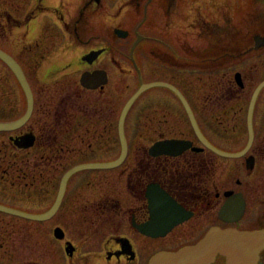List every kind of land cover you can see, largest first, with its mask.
<instances>
[{"label": "flooded vegetation", "instance_id": "flooded-vegetation-1", "mask_svg": "<svg viewBox=\"0 0 264 264\" xmlns=\"http://www.w3.org/2000/svg\"><path fill=\"white\" fill-rule=\"evenodd\" d=\"M99 2L100 0H0L1 8L6 3L0 10V41L5 40L8 44L7 30L23 29L27 41L32 40L27 42L30 47L26 50H33L29 55L32 56L36 50V64L33 65L38 70L34 82L41 86L49 85V88L36 92L25 72L33 97L31 114L21 126L0 130V144L8 141L12 153L22 152L26 156L28 168L41 162L52 172L56 167L61 168L66 157L70 162L65 165V171L77 165H108L116 162L122 149L118 134L121 113L117 119H112L111 103L115 99L121 101L124 97L127 87L125 81L132 71L138 84L140 80L146 83L143 73H148L147 64H139L141 57L147 54L164 55L160 50H147V53L135 50L138 43L135 46L134 44L138 37L139 40L147 38L138 33L139 25L134 28V39L127 52L109 47L104 42L88 50H79L81 45L76 42L82 41L81 34L88 31L87 20L84 19L85 10L97 6ZM131 2L128 1L127 4ZM124 3L119 6L120 13L127 7ZM160 3L162 11L171 16L177 0H160ZM71 6L72 9L78 6V14L66 15ZM145 7L147 8V4ZM39 16H42L41 24L37 22ZM257 28L255 34L261 35ZM38 29L40 34L36 33ZM50 29L54 40L61 37L65 41L63 46L54 47L55 42L52 40H49L48 45L51 35L48 38L46 35ZM118 29L121 30L114 28L113 34L119 40L128 38L129 32L123 29L127 34L119 37L115 33ZM43 35V45H40L39 38ZM86 43L85 40L83 44ZM3 45L5 44L0 43V50L5 53L9 54L6 50H13L11 44ZM237 50H243L242 54H249L246 68L243 70L240 67L242 64L238 63L239 56L233 55V63L230 65L233 78L224 83L225 90L222 89L218 96L219 101L231 103V125L223 126V121L218 119L215 130L234 136L231 139L233 148L228 151L221 150L235 154L244 149L246 151L240 156L229 158L231 173L226 176L227 181L220 175L210 174V166L202 161L193 165L197 169L193 173L184 176L172 175L169 161L187 154H204V148L199 152L189 148L178 156H152L148 154V147L138 150L139 152L136 149V156L134 153V158L129 160L131 147L125 133L126 114L123 124L127 147L125 158L112 168L81 170L71 175L54 212V216L91 214L96 216L93 218L97 221L47 225L51 219L37 221L26 218L25 215H41L47 212L44 202L46 183H57L56 194L49 208L56 204L63 174L58 177L54 174L26 175L16 167L17 159L13 158L14 155L0 147V264H4V257L7 253H12L11 250L17 249L23 254L29 249L30 235H33L30 232L33 231L31 227L38 229V244L44 242L48 227L50 243L53 245V264H149L158 252L175 251L197 243L212 227L253 232L255 237L252 241L257 246L254 264H264V86L253 99L254 91L264 81V47L254 49L246 46ZM253 50L255 53L251 52ZM92 52L98 54L90 56ZM47 53L50 56H45ZM166 55L164 64L171 70L172 75L177 58L173 54L169 56L168 52ZM186 55L189 57V51ZM200 60L202 63L203 60ZM0 63L10 72L9 81L12 82L14 74L1 60ZM127 63H130L131 69H126ZM193 63L196 66H189L187 71H192L197 77L202 76L203 67L194 60ZM84 73H96L91 81L95 78V81L104 80L105 83L96 88L83 87L81 77ZM71 81L75 87L74 92L69 89L72 87ZM120 83L122 86L116 87ZM51 85L59 87L51 89ZM81 91L87 92L86 96L80 95ZM23 97L24 112L15 120L25 115L27 100L24 94ZM154 100L161 101L159 105L165 104L168 107L169 100L157 97L151 102ZM13 102V95L0 97V123L15 121ZM148 104L149 102H145L139 108L140 111L135 117L137 121ZM219 108H222L221 104ZM191 109L198 129L205 137L195 111ZM239 112L243 113L241 120L233 115ZM187 124L193 135L189 121ZM97 138L103 142L94 144V139ZM188 140L192 142L191 147L201 148L198 141ZM103 143L107 148L101 151L98 146H103ZM115 150H118L117 156L109 159ZM73 156L77 158H72ZM102 156L104 159H98ZM95 177L98 182L105 183L106 188L97 198L102 202L101 205L88 206V198L94 196V190L97 189ZM153 184L158 185L177 205L191 213L189 219L173 226L164 236L142 231L151 220L146 190ZM38 199H42V206L35 205V200ZM226 203L231 210L230 215H223L221 212ZM241 209V216L236 218ZM223 217L231 218L232 221L227 222ZM190 221L194 222L192 227L184 232L183 226ZM54 229H57V236H54ZM14 230L18 233L14 234ZM216 258H222L225 263L223 257Z\"/></svg>", "mask_w": 264, "mask_h": 264}, {"label": "rangeland", "instance_id": "rangeland-1", "mask_svg": "<svg viewBox=\"0 0 264 264\" xmlns=\"http://www.w3.org/2000/svg\"><path fill=\"white\" fill-rule=\"evenodd\" d=\"M128 1L132 2L127 4ZM134 1L136 0H100L97 3L98 5L96 4L97 6L94 5L93 8H87L84 13V19L87 20L88 31L81 34L82 41L76 42L81 45L79 50H88L104 42L109 47L119 48L127 52L134 39V28L139 25L138 33L147 38L144 40L141 39L138 42L136 41L138 46L135 50H141L144 53H147V50H160L164 54L163 57L161 55L147 54L140 58L141 63L139 64H147L148 73H143L145 82H148L147 84L163 81L164 83L169 82L168 84L174 86L183 97L185 96L187 98L184 97L186 102H189V105L195 111V115L201 129L206 134L207 140L219 149L231 150L233 148L232 140L234 136L215 130L216 126H218V119L223 121V126L231 125V103L219 101L218 96L222 89L225 90L224 83H227L230 78H233V69L230 68L231 63H233L231 57L237 54L239 56L238 63L242 64L240 67H243V70L246 68V60L249 54H242L243 50H237V48L252 46L254 49H257L264 47V42H262L264 36H261L264 35V0H177V4L174 5L175 11L171 16L162 11L160 0L159 2L158 0H138L136 2L139 3L138 6ZM122 2H125L124 6L127 7L124 8L123 6L124 9L120 13L121 7L119 6ZM5 4L3 3V7H0V10L4 8ZM146 4L147 8L145 7ZM72 8L71 6L69 13H66V15L73 16L78 14V6H75L74 9ZM41 19L42 16H39L37 22H42ZM257 26L260 28H257ZM114 28H121V30L128 31V38L119 40L113 34ZM256 28L257 30L260 29L259 33L261 35L255 34L254 31ZM7 32L9 35V39L6 38L8 44L5 40L0 41V43H4L5 45L3 46H9L10 44L13 46V50L6 51L18 61L24 73H27L32 88L36 92L42 88H49V85L41 86L34 82V76L38 70L33 65L34 63L36 64V56L34 54L36 50H34L32 56L29 54L33 50H26L30 47V43L27 44V42H32V40L27 41L23 29L20 31L15 29L7 30ZM36 33L40 34V29ZM49 35H51V38L48 39V45L49 40L55 42L53 44L54 47L65 44V41L61 37H57L54 40L51 29L49 30V34L46 35L47 38ZM44 36L39 38L40 45H43L41 44V40L45 38ZM85 40L87 43L83 44ZM188 51L189 57L186 55ZM166 52H168L169 56L173 54L177 58L172 69V75L170 74L171 70H168L167 65L164 64V59L167 56ZM251 52L255 53L254 50ZM45 56L50 55L47 53ZM200 59L203 60L202 63ZM193 60L203 67L204 73L202 76L197 77L192 71H187L189 66H196ZM162 61L164 62L162 63ZM139 67L142 69L141 66ZM240 67L238 69H241ZM127 68H132L130 63L126 64ZM135 69L137 71L138 67L136 66ZM9 75L10 72L8 69L0 63V97L4 98L7 95H13L15 120L24 112L25 102L23 92L17 80L15 77L13 79L10 77L12 82L9 81ZM72 83L73 81H71L70 85L72 87H69V89L71 92H74L75 90L73 88L75 87ZM125 84L127 87L122 100L115 99V102L111 103V110L113 112L110 114H113L112 119L114 117L117 119L128 99L139 87L134 71L126 79ZM121 86L122 84L120 83L116 87ZM54 87L59 86H50L51 89ZM146 90L142 92L141 97L131 106L126 116L125 133L129 147H131L129 160L134 158V153L136 156V149L138 151L152 147L149 146L150 143L153 145L152 142L156 140L158 142L164 140L193 139L194 142H197L194 135L188 129V121L183 109L184 105L179 96L169 88L168 90L165 89L164 86H154ZM81 92L80 95L85 94L86 96L87 92ZM157 97L169 100L168 107L165 104L159 105L161 101L157 102L154 100L151 102L152 99H156ZM145 102H149L148 107L139 115L140 119L137 121L135 119L136 114L140 111L139 108L144 106ZM220 104L222 108H219ZM220 111H227V113L225 114V112ZM233 115H236V118L239 120L243 117L242 112ZM101 142L103 141L98 138L94 139V144H100ZM7 143L8 141L0 144V147L2 150H7L12 153ZM104 144L103 146H98L101 151L107 148V146L104 147ZM133 149L134 152L132 153ZM12 154L14 155L13 158L17 159L16 167L23 170L26 175L54 174L58 177L59 174L62 175L66 172L65 169L67 167L65 165L70 162V160L67 161V157L64 158L61 168L56 167L51 172L41 162H37V166L33 165L28 168L26 156L22 155V152ZM117 154L118 150H115L109 159L115 158ZM103 157L98 159H104ZM72 158H77V156H73ZM201 161L207 163L208 167L210 166V174L220 175L224 181H227L226 176L231 173L229 159L217 156L208 150L198 156H189V154L181 156L177 160L169 161L168 165L173 170L172 175L184 176L197 170L193 165ZM183 162L186 164L183 165ZM95 181H97L95 183L97 189L94 190L96 191L94 192L95 195L88 198L86 202L89 204L88 206H97L102 203L97 198L100 196V192L105 190L106 184H103L102 181L98 182L96 177ZM56 185L57 183H46L44 202L46 209L48 208L47 211L54 206L49 208L56 194ZM35 205L42 206V199L35 200ZM93 217L96 216L91 214H60L51 217L47 225L97 221ZM193 223V221L186 223L183 226V231H187L192 227ZM31 228L33 231L30 232L33 235H30L29 249H26L23 254L17 249L11 250L14 255L7 253L8 255L4 257V264H53L51 251L53 245L50 243L48 227L44 242H39V244L38 229ZM55 230L57 229H54V236ZM12 232L14 234L18 233L15 230ZM5 249L6 247L3 250ZM212 264H224V261L222 258H216Z\"/></svg>", "mask_w": 264, "mask_h": 264}, {"label": "water", "instance_id": "water-1", "mask_svg": "<svg viewBox=\"0 0 264 264\" xmlns=\"http://www.w3.org/2000/svg\"><path fill=\"white\" fill-rule=\"evenodd\" d=\"M115 33L119 37H125L126 32L122 30H115ZM139 41V37L137 42ZM136 42V43H137ZM264 42V39L262 40ZM134 44V46L136 45ZM97 55L98 52L90 53ZM88 59V58H87ZM0 60L12 71L16 80L18 81L25 97L27 100V108L25 115L21 118L13 121L12 123H0V130L14 129L21 126L30 116L32 110V91L30 85L24 75V72L18 62L11 57L9 54L0 50ZM96 73H84L81 77V84L86 88H96L97 86L105 83L103 81H91L92 77H95ZM264 85L262 82L254 92L253 99L256 97L259 89ZM154 86H164L175 92L181 99L187 115L189 117L192 128L199 139V141L209 150L223 157H232L233 154L222 152L214 148L209 144L197 128V124L193 117V114L181 93L172 85L164 82L156 83H143L142 80L139 82V87L128 99L124 105L122 112L120 114V120L118 124V134L120 138V143L122 146L121 155L119 159L108 165H77L63 174L61 187L58 192L56 199V204L46 213L41 215H25L26 218L31 220H47L54 215V212L59 205L61 198L64 193L65 183L67 179L74 173L84 170V169H95V168H111L117 165L122 159L125 158L127 147L123 132V123L127 111L131 107L132 103L138 98V96L146 89ZM192 143L187 140H164L158 141L152 145L149 149V155L157 156L161 154L169 156H178L182 152L188 150ZM191 150L197 151V148H191ZM146 197L148 198L149 208L151 209V220L147 223L142 231L147 234H152L155 236H164L170 229L177 225L178 223L187 220L191 217V213L185 211L179 205H177L158 185L153 184L148 186L146 190ZM223 215H230L231 210L228 205L222 208ZM242 214V209L238 212L236 218H239ZM235 218V219H236ZM226 221H232L231 218L223 217ZM55 236H57V230H55ZM255 237L253 232L247 231H237L234 229H219L218 227L210 228L206 234L195 244L183 246L176 251H162L158 252L150 261L149 264H211L217 255L223 256L225 258V264H254L255 256L257 253V246L252 241Z\"/></svg>", "mask_w": 264, "mask_h": 264}]
</instances>
